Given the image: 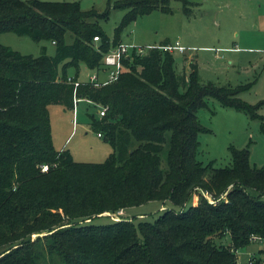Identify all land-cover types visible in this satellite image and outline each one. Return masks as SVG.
I'll use <instances>...</instances> for the list:
<instances>
[{
	"label": "trees",
	"instance_id": "1",
	"mask_svg": "<svg viewBox=\"0 0 264 264\" xmlns=\"http://www.w3.org/2000/svg\"><path fill=\"white\" fill-rule=\"evenodd\" d=\"M171 1L107 0L98 11L78 1L0 0V33L54 46L32 55L0 43V264H237V250L257 242L252 235L264 240V164L250 161L252 140L229 144L224 166L198 157V135L210 131L198 111L211 109L210 99L257 120L264 134V99L240 97L255 80L201 81L188 57L189 71L180 73L161 47L169 40L124 56L113 81L78 80L82 64L103 69L130 22L172 12ZM181 2L191 15L193 2ZM111 9L123 10L112 37L101 24ZM74 99L107 106L88 114L111 147L101 162L53 146L48 106L73 110ZM150 200L179 209L163 208L152 221L107 214ZM263 256L261 248L244 264Z\"/></svg>",
	"mask_w": 264,
	"mask_h": 264
},
{
	"label": "rangeland",
	"instance_id": "2",
	"mask_svg": "<svg viewBox=\"0 0 264 264\" xmlns=\"http://www.w3.org/2000/svg\"><path fill=\"white\" fill-rule=\"evenodd\" d=\"M49 1H78L82 9L94 7L98 11L105 10L107 5V0ZM189 1L194 4L191 15L183 13L181 0H172L170 13L156 9L138 16L123 29L122 42L145 47L158 45L165 40H178L185 47L184 52H173L175 67L180 73H188L187 60L193 58L197 62V73L201 81L234 85L255 80L250 88L240 93V97L251 103L264 99V0ZM122 13L123 10L111 9L109 18L101 22L110 37ZM67 41H71L70 34H67ZM0 43L32 55H38L41 46L46 45V52L54 53L51 42L36 41L27 35L13 32L0 33ZM96 72L89 70L88 73L92 75ZM69 73H73L72 68ZM100 79H104V76L100 75ZM209 106L211 109L201 108L198 111L200 123L210 129L198 135V157L204 162L213 160L215 166L227 165L230 162L227 146H244L251 139L250 161L264 164V134L259 129V122L240 111L222 107L215 100L210 99ZM48 109L55 149H68L76 161L101 162L106 158L111 151L110 145L89 126L88 114H97V106L82 101L75 111L64 109L60 104H50ZM259 112L264 114V106ZM197 199L195 193L193 203ZM161 206H165L164 209H179L168 200H150L127 207L122 217L135 216V222L152 221L162 212ZM104 218L102 215L96 220ZM227 241L225 238L224 242ZM259 246L260 242H251L238 249L237 264H244L251 250L256 252Z\"/></svg>",
	"mask_w": 264,
	"mask_h": 264
},
{
	"label": "built area",
	"instance_id": "3",
	"mask_svg": "<svg viewBox=\"0 0 264 264\" xmlns=\"http://www.w3.org/2000/svg\"><path fill=\"white\" fill-rule=\"evenodd\" d=\"M94 40L98 39V36L93 37ZM151 46H137V45H132V44H125L122 41L119 42L117 45L114 47L110 48L109 51L103 56L102 62H103V69L107 72V78L103 81H99L96 77V74H92L88 80L90 81H95L98 84H104L110 81H113L117 78L120 68H121V60L124 56H129V53L131 51H136L139 53H143L146 51V49ZM162 48L174 52V50H178L180 52H183L185 47L180 44L178 40H175L174 42H168L164 45L161 46ZM77 99H74V107L73 111L76 109V101ZM107 106H100L98 109V114L103 115L104 112L106 111ZM99 135V134H98ZM48 166L46 164H43L41 166V170L45 171L47 170ZM124 213L123 209H119L114 213H109L107 212L108 215H110L111 218L113 219H119L122 217V214ZM251 238L254 241L263 243L264 240L261 239L258 236L252 235ZM260 264H264V256Z\"/></svg>",
	"mask_w": 264,
	"mask_h": 264
},
{
	"label": "crops",
	"instance_id": "4",
	"mask_svg": "<svg viewBox=\"0 0 264 264\" xmlns=\"http://www.w3.org/2000/svg\"><path fill=\"white\" fill-rule=\"evenodd\" d=\"M122 41V40H121ZM170 42V41H169ZM185 50V49H184ZM184 52V51H183ZM189 58V57H188ZM89 72V69L85 66V65H81L80 66V72H79V76H78V80H88L90 78V74L88 73ZM100 75H103L104 76V79H100ZM96 77L99 81H103L107 78V72L105 70H100L98 72H96ZM86 102L84 100H81V99H78L77 100V106L80 102ZM87 103V102H86ZM255 103V102H253ZM98 135V134H97ZM99 136V135H98ZM165 206H161L160 208L163 209ZM126 209V208H125ZM125 209H123V211H125ZM140 215V214H139ZM261 248H264V245L260 244L259 247H257V251ZM252 253H249L250 255L255 253V251L251 250Z\"/></svg>",
	"mask_w": 264,
	"mask_h": 264
}]
</instances>
